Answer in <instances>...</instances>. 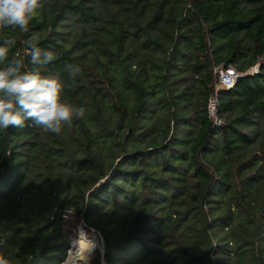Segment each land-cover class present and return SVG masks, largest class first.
I'll return each instance as SVG.
<instances>
[{
    "label": "trees",
    "instance_id": "1",
    "mask_svg": "<svg viewBox=\"0 0 264 264\" xmlns=\"http://www.w3.org/2000/svg\"><path fill=\"white\" fill-rule=\"evenodd\" d=\"M7 38L86 109L60 135L0 130L9 264H61L79 225L92 264H264V0H41ZM30 39L55 60L32 65Z\"/></svg>",
    "mask_w": 264,
    "mask_h": 264
},
{
    "label": "clouds",
    "instance_id": "2",
    "mask_svg": "<svg viewBox=\"0 0 264 264\" xmlns=\"http://www.w3.org/2000/svg\"><path fill=\"white\" fill-rule=\"evenodd\" d=\"M41 7V0H0V29L28 31V24ZM29 62L43 67L55 60L49 49H42L32 40ZM16 44L12 38L0 43V130L24 128L26 122L47 132L60 135L74 120L85 116L86 109L63 98V84L51 75L28 70L22 57L9 59V51ZM70 78L81 74L78 65H69ZM72 207L66 209L65 218L73 214ZM0 264H9L6 256H0Z\"/></svg>",
    "mask_w": 264,
    "mask_h": 264
},
{
    "label": "rangeland",
    "instance_id": "3",
    "mask_svg": "<svg viewBox=\"0 0 264 264\" xmlns=\"http://www.w3.org/2000/svg\"><path fill=\"white\" fill-rule=\"evenodd\" d=\"M74 233H75V235H74L73 240H72L71 249L67 252L65 261H67L69 253L72 250H76L78 248L77 245H78V243H80L82 241V239H88V240H94L93 245H92L93 250L89 254L90 256L88 255L87 261H83L80 259V260H77V263L78 264H92L94 251L97 248L98 249L102 248V237H101V235L99 234V232H96L92 229H86L83 225H79ZM64 262H62L61 264H63Z\"/></svg>",
    "mask_w": 264,
    "mask_h": 264
},
{
    "label": "built area",
    "instance_id": "4",
    "mask_svg": "<svg viewBox=\"0 0 264 264\" xmlns=\"http://www.w3.org/2000/svg\"><path fill=\"white\" fill-rule=\"evenodd\" d=\"M258 69V67L256 68ZM239 73L232 67H228L225 70H220L219 80H220V87L222 88H231L234 86ZM208 111L210 117L214 120L215 124H221L222 121L218 118V98L214 96L210 99L208 105Z\"/></svg>",
    "mask_w": 264,
    "mask_h": 264
},
{
    "label": "bare ground",
    "instance_id": "5",
    "mask_svg": "<svg viewBox=\"0 0 264 264\" xmlns=\"http://www.w3.org/2000/svg\"><path fill=\"white\" fill-rule=\"evenodd\" d=\"M94 240L82 239L80 243H78V248L76 250H72L69 253L67 261L63 264H78L77 260H88V255L92 252ZM90 256V255H89Z\"/></svg>",
    "mask_w": 264,
    "mask_h": 264
},
{
    "label": "water",
    "instance_id": "6",
    "mask_svg": "<svg viewBox=\"0 0 264 264\" xmlns=\"http://www.w3.org/2000/svg\"><path fill=\"white\" fill-rule=\"evenodd\" d=\"M239 78H240V76L237 77V79H239ZM102 251H103V249H102Z\"/></svg>",
    "mask_w": 264,
    "mask_h": 264
}]
</instances>
